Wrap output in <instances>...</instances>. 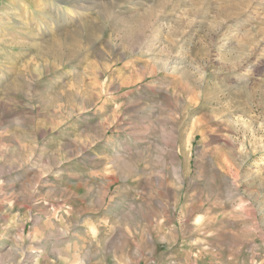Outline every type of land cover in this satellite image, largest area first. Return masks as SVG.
<instances>
[{
	"label": "rangeland",
	"instance_id": "1",
	"mask_svg": "<svg viewBox=\"0 0 264 264\" xmlns=\"http://www.w3.org/2000/svg\"><path fill=\"white\" fill-rule=\"evenodd\" d=\"M0 264H264V0H0Z\"/></svg>",
	"mask_w": 264,
	"mask_h": 264
},
{
	"label": "bare ground",
	"instance_id": "2",
	"mask_svg": "<svg viewBox=\"0 0 264 264\" xmlns=\"http://www.w3.org/2000/svg\"><path fill=\"white\" fill-rule=\"evenodd\" d=\"M64 3L66 4V1H64Z\"/></svg>",
	"mask_w": 264,
	"mask_h": 264
}]
</instances>
